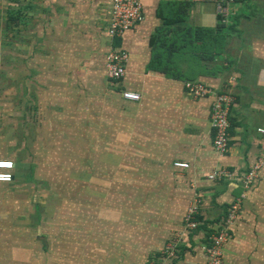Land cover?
<instances>
[{
	"label": "crops",
	"instance_id": "obj_1",
	"mask_svg": "<svg viewBox=\"0 0 264 264\" xmlns=\"http://www.w3.org/2000/svg\"><path fill=\"white\" fill-rule=\"evenodd\" d=\"M179 1L142 0L145 22L113 41L112 0H0L6 21L17 14L16 27L4 28L0 62L4 70L16 60L20 139L33 141L24 165L40 170L41 159L61 153L80 159L81 176L76 190L52 200L39 181L18 182L24 160L8 158L15 168L12 181H0V264H208L210 239L242 193L222 264H264V0H193L180 27L220 31L219 40L182 49L168 76L156 70L151 40L162 27L159 6L168 17L166 3ZM219 2L228 10L224 23ZM112 47L131 57L121 81L107 76ZM188 81L213 93L195 97ZM124 91L141 100H126ZM217 92L234 96L224 157L210 114ZM25 126L39 127L40 138H27ZM256 167L246 189L241 179ZM222 169L234 177L207 180ZM198 197L200 226L192 231L186 214ZM178 239L172 257L166 251Z\"/></svg>",
	"mask_w": 264,
	"mask_h": 264
},
{
	"label": "built area",
	"instance_id": "obj_2",
	"mask_svg": "<svg viewBox=\"0 0 264 264\" xmlns=\"http://www.w3.org/2000/svg\"><path fill=\"white\" fill-rule=\"evenodd\" d=\"M213 1V0H212ZM235 0H227V3H233ZM217 13L221 16L223 22L228 17V10L226 6L219 2L217 4ZM146 20L144 14V7L142 0H112L111 21L108 29V37L113 41L122 40L125 36L138 26L142 25ZM130 54L117 47H112L106 57V72L107 76L113 81H121L126 76V67L130 62ZM186 89L195 97H203L213 93L211 87L202 81H188L186 82ZM126 100L139 102L141 95L132 92L124 91L122 93ZM233 95L229 92H217L210 110L212 128L214 130V148L216 152L224 157L230 151L231 142V121L229 109L233 100ZM258 132L264 135V128H259ZM175 166L187 168L188 163L182 161H175ZM15 163L8 158L0 159V181L10 182L14 179L13 170ZM258 167L254 168L248 174L242 177L244 187L249 189L255 183L257 178ZM234 175L227 169L214 170L207 175V180L214 182L223 179H230ZM244 194H240L236 201L232 204L229 212V218L226 226L219 229L210 239L207 246V255L209 258L208 264H222L224 258V245L231 238L229 226L232 224L237 215L238 209L241 206V198ZM199 202L195 201L189 208L186 214V226L189 230H197L200 226L199 217ZM179 239L169 244L167 253L174 257L178 250Z\"/></svg>",
	"mask_w": 264,
	"mask_h": 264
},
{
	"label": "rangeland",
	"instance_id": "obj_3",
	"mask_svg": "<svg viewBox=\"0 0 264 264\" xmlns=\"http://www.w3.org/2000/svg\"><path fill=\"white\" fill-rule=\"evenodd\" d=\"M13 6V5H12ZM0 5V45L3 42V35L7 32L4 31V28L9 27V33L13 28L16 27V12H10L8 20L6 21V10L2 13ZM218 14V13H217ZM5 32V33H4ZM16 49V48H15ZM2 49L0 48V55ZM1 60V56H0ZM2 62H0V73L2 70ZM4 70L3 74H0V156L11 158L16 160L17 162L23 161V167L21 168V176L19 177L18 182L21 184H26L29 182L39 181L42 184V189L46 194L45 198L52 200H59L64 198L65 196H61L63 192H71L76 190L75 185L77 182H80L81 176L80 174V159H72L67 157L54 156V160L50 159H41L40 170L33 169L31 171L29 166L32 162V158H29L33 141L29 140L23 143V140L20 139L19 134V112L17 110V68H16V60H12V65L3 66ZM12 84V85H11ZM11 85V86H9ZM3 86H9L8 90L2 91ZM25 133L27 138H33L37 140L40 138L41 133L39 127H27L25 126ZM23 144L25 145V151L23 150ZM43 144V143H42ZM48 146V144H43ZM21 151L23 153L19 154ZM30 151V152H28ZM26 164V166L24 165ZM25 166V168H24ZM48 166V167H43ZM54 168V169H52ZM33 176V177H32ZM32 178V179H31ZM74 184L72 187L71 185ZM70 188V189H69ZM72 188V189H71ZM67 189V190H66ZM69 189V190H68ZM106 196L109 198H113L112 189L109 187L108 190H105ZM124 196H119V198L123 197V199L128 198V192H122ZM75 199V198H74ZM76 199H79L76 198ZM197 200H202L201 198H197ZM91 201V200H90ZM203 201V200H202ZM61 207L58 206L57 209ZM52 208H50L51 210ZM75 209V207H74ZM75 214H78L75 212ZM200 214V210H199ZM200 216V215H199ZM225 226V225H224ZM62 240L63 239H58ZM169 244V243H168ZM167 244V245H168Z\"/></svg>",
	"mask_w": 264,
	"mask_h": 264
},
{
	"label": "trees",
	"instance_id": "obj_4",
	"mask_svg": "<svg viewBox=\"0 0 264 264\" xmlns=\"http://www.w3.org/2000/svg\"><path fill=\"white\" fill-rule=\"evenodd\" d=\"M236 1V0H235ZM172 5V15L168 17L163 16V7L159 6L157 10V17L162 20V27L156 30V34L151 40V45L155 49L156 70L165 73L168 76H174L171 72V59L182 49H187L193 45L194 42L200 40L204 48L207 46V40H219L218 33L220 31H212L203 28L182 29L180 27L187 18L188 11L193 4V0H182L179 2L166 3ZM219 23H224L221 16H217ZM17 19V16H16ZM219 27L224 28L221 24ZM219 28V29H221ZM204 42H206L204 44ZM197 44V43H196ZM183 45V48H182ZM202 47V46H200ZM163 65V68H161ZM201 217H198L200 221Z\"/></svg>",
	"mask_w": 264,
	"mask_h": 264
}]
</instances>
